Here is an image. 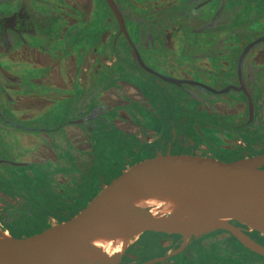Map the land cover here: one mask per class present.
<instances>
[{
    "label": "flooded vegetation",
    "instance_id": "af4514ba",
    "mask_svg": "<svg viewBox=\"0 0 264 264\" xmlns=\"http://www.w3.org/2000/svg\"><path fill=\"white\" fill-rule=\"evenodd\" d=\"M113 2L122 23L107 0H0V236L74 218L149 158L264 153V0ZM46 198L69 217L45 215ZM119 264L264 256L227 230L147 231Z\"/></svg>",
    "mask_w": 264,
    "mask_h": 264
},
{
    "label": "water",
    "instance_id": "95a60500",
    "mask_svg": "<svg viewBox=\"0 0 264 264\" xmlns=\"http://www.w3.org/2000/svg\"><path fill=\"white\" fill-rule=\"evenodd\" d=\"M107 1L122 23L113 0ZM133 49L139 65L155 73ZM160 193L179 198L183 206L155 218L149 208L134 205L144 195ZM231 221L264 236V153L232 162L160 155L124 171L74 218L32 236H0V264H119L131 245L124 252L107 255L91 244L92 239L114 235L133 237L135 242L147 231L192 237L227 230L264 256V245Z\"/></svg>",
    "mask_w": 264,
    "mask_h": 264
},
{
    "label": "bare ground",
    "instance_id": "6f19581e",
    "mask_svg": "<svg viewBox=\"0 0 264 264\" xmlns=\"http://www.w3.org/2000/svg\"><path fill=\"white\" fill-rule=\"evenodd\" d=\"M134 205L147 207L155 218H161L166 214L177 211L183 206V203L173 195L160 193L144 195L135 200ZM4 234L7 235L2 233L1 236ZM133 240V237L99 235L92 239L91 244L100 248L107 255H113L117 252H124L133 243Z\"/></svg>",
    "mask_w": 264,
    "mask_h": 264
},
{
    "label": "trees",
    "instance_id": "16d2710c",
    "mask_svg": "<svg viewBox=\"0 0 264 264\" xmlns=\"http://www.w3.org/2000/svg\"><path fill=\"white\" fill-rule=\"evenodd\" d=\"M31 186H32V183H31ZM43 186L35 185L33 188L35 190L42 189V191H44V187ZM3 188H5V187H3ZM5 189H7V188H5ZM7 190H9V189H7ZM45 202H46V206H42L41 207L45 211V215H53V216H57V217H60V218H63V219L66 218V217H69L70 214L68 215V212L66 210L67 208L64 205L61 204V208L59 209L58 206H56V205L59 204V202H57L56 204H54V202H53V204H51V201H50L49 198H46ZM39 203H42V202H39ZM64 209L66 210V213L62 212V210H64Z\"/></svg>",
    "mask_w": 264,
    "mask_h": 264
},
{
    "label": "rangeland",
    "instance_id": "374dc122",
    "mask_svg": "<svg viewBox=\"0 0 264 264\" xmlns=\"http://www.w3.org/2000/svg\"><path fill=\"white\" fill-rule=\"evenodd\" d=\"M155 2H156V1H154V2H152V3L155 4ZM172 154H174V153H172ZM108 181H110V180H108ZM133 243H134V242H133Z\"/></svg>",
    "mask_w": 264,
    "mask_h": 264
}]
</instances>
